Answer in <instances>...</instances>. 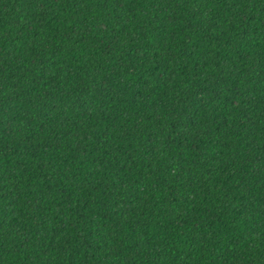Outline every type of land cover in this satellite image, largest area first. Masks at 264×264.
I'll return each mask as SVG.
<instances>
[{
	"label": "trees",
	"instance_id": "16d2710c",
	"mask_svg": "<svg viewBox=\"0 0 264 264\" xmlns=\"http://www.w3.org/2000/svg\"><path fill=\"white\" fill-rule=\"evenodd\" d=\"M0 264H264V0H0Z\"/></svg>",
	"mask_w": 264,
	"mask_h": 264
}]
</instances>
